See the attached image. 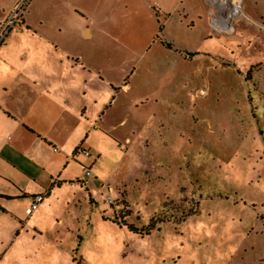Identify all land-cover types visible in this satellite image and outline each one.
I'll return each instance as SVG.
<instances>
[{
	"label": "rangeland",
	"instance_id": "374dc122",
	"mask_svg": "<svg viewBox=\"0 0 264 264\" xmlns=\"http://www.w3.org/2000/svg\"><path fill=\"white\" fill-rule=\"evenodd\" d=\"M263 4L244 0L235 29L215 34L209 25L207 40L188 29L174 38L162 32L164 16L158 19L144 0L136 1L132 18L125 8L98 10L92 0H33L28 17L43 22L44 32L59 37L63 26V33L80 38L79 20L95 30L92 39L83 34L69 47L97 59L102 78L123 82L128 72L136 99L151 92L168 97L173 108L183 103V123H167L165 131L156 113L165 116L168 103L121 101L110 120L115 130L103 131L95 143L101 157L94 169L102 181L94 201H70L61 192L44 203L70 221L77 213L89 215L92 226L81 227L78 256L87 264H264ZM108 123L105 118L102 128ZM116 219L138 228L151 219L164 222L142 237L115 225Z\"/></svg>",
	"mask_w": 264,
	"mask_h": 264
},
{
	"label": "crops",
	"instance_id": "0c3cea01",
	"mask_svg": "<svg viewBox=\"0 0 264 264\" xmlns=\"http://www.w3.org/2000/svg\"><path fill=\"white\" fill-rule=\"evenodd\" d=\"M18 1L0 0V24ZM136 1L92 0V3L98 10L128 9L126 17L132 18L137 14ZM144 2L157 18L164 16L161 31L171 34L170 37L188 29L210 39L211 34L206 32L211 25L208 0ZM262 7L258 14L264 19V4ZM29 8L0 48V237L1 243L6 245L1 252V264H77L74 259L87 264L84 256H78L83 241L81 227L92 226L89 215L81 219L77 213L70 221L62 213L51 210L50 202L44 203L61 192L68 194L70 201L80 197L94 201L96 185L99 179L102 181L95 173L101 157L95 143L98 136L105 135L103 131L115 130L110 120L119 113L121 101L132 99L136 107L152 102L162 106L168 103L164 106L165 116L156 113L165 131L170 130L167 123H171L170 126L183 123V103L173 108L170 105L174 102L168 97L151 92L136 99L134 87L126 79L128 72L123 82L109 75L102 78L97 59L87 60L79 50L70 49L71 42L78 46L84 40L83 34L92 39L95 34L92 27L79 20L80 38L65 30L63 33V26L59 28L61 36L58 37L53 32L42 31L43 22L37 24L29 19ZM250 17L257 21L256 15ZM165 43L172 45L168 40ZM168 51L179 56L172 48ZM105 118L109 120L108 129L102 128ZM191 124L194 129L200 126V123ZM83 146L91 149L90 159L87 157L85 162L77 159ZM87 169L91 171L90 177H86ZM110 190L113 191V187ZM39 195L46 198L29 215L27 209ZM103 221L109 220L104 218ZM42 249H47L50 255L42 254ZM13 250L17 255L11 258Z\"/></svg>",
	"mask_w": 264,
	"mask_h": 264
},
{
	"label": "built area",
	"instance_id": "2783aa9c",
	"mask_svg": "<svg viewBox=\"0 0 264 264\" xmlns=\"http://www.w3.org/2000/svg\"><path fill=\"white\" fill-rule=\"evenodd\" d=\"M33 0H19L5 20L0 24V48L3 47L12 31L22 22ZM244 0H208L210 9L211 26L219 33H230L235 29V21L243 16ZM264 28V27H263ZM86 157L91 154L85 150H79ZM91 176V171L86 170V177ZM87 183V181H86ZM45 195H39L32 199L31 206L27 209L30 215L38 209L45 200Z\"/></svg>",
	"mask_w": 264,
	"mask_h": 264
},
{
	"label": "trees",
	"instance_id": "16d2710c",
	"mask_svg": "<svg viewBox=\"0 0 264 264\" xmlns=\"http://www.w3.org/2000/svg\"><path fill=\"white\" fill-rule=\"evenodd\" d=\"M166 47L168 49H171L172 47L168 44H166ZM221 196V195H219ZM189 215H186L185 217H188ZM115 224L119 225L122 228H126L128 232L136 235H140L142 237H149L151 236L155 231L160 230L158 225L160 223H163L164 221H157L156 219H151L148 224L143 225L141 228L136 227L133 224H129L126 221L120 220H112ZM74 262L77 264H83L81 260L77 261V259H74Z\"/></svg>",
	"mask_w": 264,
	"mask_h": 264
},
{
	"label": "bare ground",
	"instance_id": "6f19581e",
	"mask_svg": "<svg viewBox=\"0 0 264 264\" xmlns=\"http://www.w3.org/2000/svg\"><path fill=\"white\" fill-rule=\"evenodd\" d=\"M233 30V29H232Z\"/></svg>",
	"mask_w": 264,
	"mask_h": 264
}]
</instances>
